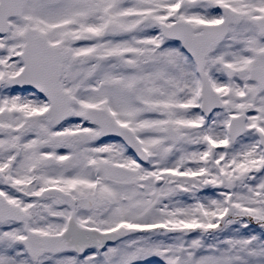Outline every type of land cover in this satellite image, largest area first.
<instances>
[{
	"label": "snow or ice",
	"instance_id": "1",
	"mask_svg": "<svg viewBox=\"0 0 264 264\" xmlns=\"http://www.w3.org/2000/svg\"><path fill=\"white\" fill-rule=\"evenodd\" d=\"M0 264H264V0H0Z\"/></svg>",
	"mask_w": 264,
	"mask_h": 264
}]
</instances>
